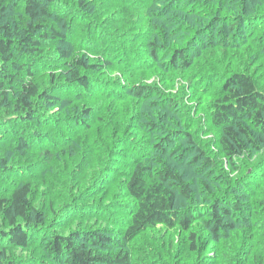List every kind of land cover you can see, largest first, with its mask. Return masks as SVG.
<instances>
[{
	"label": "trees",
	"instance_id": "16d2710c",
	"mask_svg": "<svg viewBox=\"0 0 264 264\" xmlns=\"http://www.w3.org/2000/svg\"><path fill=\"white\" fill-rule=\"evenodd\" d=\"M178 1L182 4L183 0ZM200 1L203 11L196 13L192 9L191 17L183 16V10L182 16L178 14L181 17L177 21L178 31L186 33L181 42L176 32L167 33L171 17L164 18L159 6L167 0H156L158 16L147 17L150 22L133 25L130 32L133 39L144 41L150 60L141 63V73L132 66L126 98L133 105L120 114L113 129L119 133L124 125H135L134 130H144L153 142L150 141L151 147L137 159L123 180L125 191L133 200V211L124 232L97 226L47 235L38 245L52 264H134L130 244L160 226L169 231L181 229L192 251L203 249L205 243L206 247L217 244L220 251L222 239L240 230L239 224H246L248 234L254 236L249 240L244 238L250 244L239 255L243 258L236 255L235 261L264 264V243L255 239L258 232V238L264 239V224L258 223L260 218L264 221V203L255 202L249 212L242 207L245 202L241 200L251 176L244 172L243 162L262 148L264 91L245 64L247 56L235 55L231 45L226 44L229 35L221 37L220 43L207 42L204 47H196L204 35L214 40L217 22L234 18L230 29L237 30L241 20L248 19L246 13L250 15V8L257 10L264 6L255 7L252 0ZM77 4L76 10L86 12L88 4L84 0H78ZM54 6L58 12L53 11ZM63 6L61 0H0V126L4 119H34L38 111L60 101L59 94H54L57 89L78 85L87 90L94 72L113 67L110 55L114 53L106 55L97 45H87L89 52L100 54L96 60L90 56L83 59L80 55L68 61L70 52L60 48L64 67H52L56 71L51 68L46 85L37 81L33 67L46 54L45 42L67 39L55 27V23L69 27L64 16L67 11L60 9ZM66 6L68 11L72 10ZM93 29L100 30L95 24ZM91 34L97 37L96 33ZM197 48L200 51L195 61L190 54ZM215 48H220V52L216 51L211 58L209 50ZM206 57L213 65L202 68L200 62ZM149 69L158 70L154 79L148 74ZM213 71L222 74L213 78ZM206 77H212L211 100L203 112L197 113L188 103L187 91L194 89L195 96L199 93L196 86ZM218 80L221 82L214 87ZM179 82L182 88L178 87ZM90 112L87 110L86 114ZM130 115L131 120L126 121ZM30 148L31 143L23 138L19 144L23 155ZM43 155L50 157L49 151L39 154ZM8 169V162L0 156V172ZM35 193V184L27 180L0 196V239L7 246L0 251V264H16L17 253L29 250L33 244L31 228H40L47 220ZM233 196L235 201L231 199ZM197 225L202 234L208 235L204 243L196 231Z\"/></svg>",
	"mask_w": 264,
	"mask_h": 264
},
{
	"label": "rangeland",
	"instance_id": "374dc122",
	"mask_svg": "<svg viewBox=\"0 0 264 264\" xmlns=\"http://www.w3.org/2000/svg\"><path fill=\"white\" fill-rule=\"evenodd\" d=\"M77 1L61 0L64 6L60 9L62 12L67 11L64 16L69 20V27L67 29L63 23H55V27L65 33L67 39L63 42H45L43 47L46 54L37 59L33 67L37 81L46 85L50 71H56L52 67H64L65 60L59 52L60 48L70 52L68 61L80 55L83 59L90 56L91 60H96L100 54L89 52L87 45H97L99 50L106 51V55L114 53L110 55L113 67H107L101 73L94 72L92 84L87 90L78 85L57 89L54 94H59L60 101L50 108L38 111L34 119L9 118L10 120L4 119L1 123L0 156L6 159L10 169L0 172V196L17 183L30 180L35 184V197L40 208L47 213L44 225L31 228L33 244L29 250L17 253L19 257L15 256L16 264H52L38 245L50 234L88 230L97 226L111 228L118 233L124 232L133 211V200L125 191L123 180L132 171L137 159L151 147L152 139H149L144 130L137 131L134 130L135 125H124L121 132L116 133L113 125L120 114H124L127 107L133 105L129 101L131 99L126 98V86L132 81V66L138 67L136 72H140L141 63H148L150 60L144 50V41L132 38V26L142 25L144 21L150 22L147 17L158 16L156 0H84L88 4L86 12L75 9V5L79 7ZM167 1L159 5L162 6L161 15L164 18L171 17L167 33L169 35L176 32L181 42L186 33L178 31L180 26L177 21L181 20L178 14L182 16L180 11L183 10V16L191 17L192 9L197 10L196 13L203 11L200 6L203 3L200 0H181L182 4L178 0ZM251 2L255 7L264 6V0ZM160 3L162 2L158 1ZM66 5L72 10L68 11ZM236 8L239 9L237 5ZM54 10L58 12L55 6ZM249 11L250 15L246 13L248 19L246 17L241 20L244 24L240 27V23L237 30L230 29L234 18L217 22L214 40L210 41L204 35L196 47H204L207 42L220 43L221 37L229 35L226 44L231 45L235 55L247 56L245 64L255 74L258 87L264 91V8H250ZM93 24L99 26L100 30H94ZM91 33H96L97 37ZM108 47L111 48L109 52ZM116 48L118 53H115ZM199 49L192 50L193 53L190 54V57H195V61ZM216 51L220 52V48L209 50L211 58H214ZM212 65L213 62L208 57L200 62L202 68ZM147 71L153 79L154 73L158 72L157 69ZM213 72V78L222 74L220 71ZM212 77L201 78L202 82L196 86L199 93L195 96L194 89L187 91L188 103L195 107L197 113L203 112L211 100ZM220 82L218 80L214 87ZM181 86L182 82H179L178 87ZM87 110L91 111L89 115L86 114ZM131 118L132 115L126 121ZM23 138L31 143L26 156L19 149ZM44 151H49L50 157L39 156ZM243 165L244 172L251 176L244 186L246 192H243L241 200L245 203L242 207L252 212L255 202L264 203V138L262 148L255 151ZM234 198L233 196L231 199ZM258 223L263 225L264 221L260 218ZM239 226L240 230L222 239L220 251H217L215 243L207 247L205 243L203 249L192 251L186 241V233L181 229L169 231L162 226L157 227L130 244L134 264H238L235 261L236 255L243 258L239 255L250 244L244 238L249 240L254 236V233L248 234L246 224ZM258 228L260 231L261 226ZM196 231L204 243L207 233L202 234L200 225L196 226ZM258 234L255 239L258 243H264V239L258 238ZM5 248L6 241L0 239V251Z\"/></svg>",
	"mask_w": 264,
	"mask_h": 264
}]
</instances>
